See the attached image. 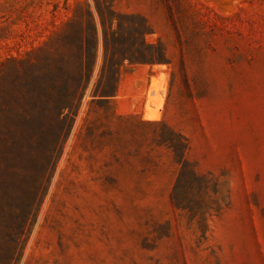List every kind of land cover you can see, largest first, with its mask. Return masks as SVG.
Instances as JSON below:
<instances>
[{
	"label": "rangeland",
	"instance_id": "374dc122",
	"mask_svg": "<svg viewBox=\"0 0 264 264\" xmlns=\"http://www.w3.org/2000/svg\"><path fill=\"white\" fill-rule=\"evenodd\" d=\"M0 264H264V0H0Z\"/></svg>",
	"mask_w": 264,
	"mask_h": 264
},
{
	"label": "trees",
	"instance_id": "16d2710c",
	"mask_svg": "<svg viewBox=\"0 0 264 264\" xmlns=\"http://www.w3.org/2000/svg\"><path fill=\"white\" fill-rule=\"evenodd\" d=\"M94 39H95V44H97V39H98V36H97V27L96 25L94 24ZM107 42V39L105 37V44ZM149 47H151V49L154 50V48H156V45L155 44H149ZM109 52H108V49H107V44H106V56H108ZM117 62H115V73H114V76H115V84H116V87L118 86V83H119V78H120V70L123 66V64L125 63V61H129L130 63L134 64L136 63V61H133L131 60L130 57L126 56V55H120V54H117ZM91 74H92V67L90 70H82L81 71V74H80V86L85 88L89 81H90V78H91ZM188 150H189V143L186 141L185 139V147H184V150H183V154H182V157H181V160H180V164L182 167H187L188 165H191L187 159V153H188ZM193 176L195 178V181L198 182V181H202L203 179H205L206 177L205 176H200L197 172H195V170H193ZM176 191H177V187H176Z\"/></svg>",
	"mask_w": 264,
	"mask_h": 264
},
{
	"label": "crops",
	"instance_id": "0c3cea01",
	"mask_svg": "<svg viewBox=\"0 0 264 264\" xmlns=\"http://www.w3.org/2000/svg\"><path fill=\"white\" fill-rule=\"evenodd\" d=\"M123 90H124V83L121 82V83H120V86H119V91H120V93H122ZM162 121H163L164 123L168 124V117H167V115L164 116V118H163ZM183 132H185V131L183 130ZM191 148H192V145L189 144V150H188V153H187V158H188V156H189V154H190V152H191Z\"/></svg>",
	"mask_w": 264,
	"mask_h": 264
},
{
	"label": "bare ground",
	"instance_id": "6f19581e",
	"mask_svg": "<svg viewBox=\"0 0 264 264\" xmlns=\"http://www.w3.org/2000/svg\"><path fill=\"white\" fill-rule=\"evenodd\" d=\"M146 118L149 119V120H154V119H155V117H153V116L150 115V114H148Z\"/></svg>",
	"mask_w": 264,
	"mask_h": 264
}]
</instances>
